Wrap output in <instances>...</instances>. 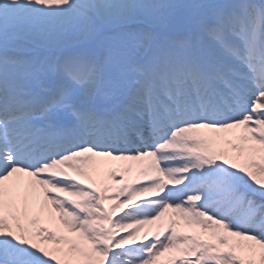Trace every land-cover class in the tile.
I'll use <instances>...</instances> for the list:
<instances>
[{
    "label": "snow or ice",
    "instance_id": "obj_1",
    "mask_svg": "<svg viewBox=\"0 0 264 264\" xmlns=\"http://www.w3.org/2000/svg\"><path fill=\"white\" fill-rule=\"evenodd\" d=\"M0 264H264V0H0Z\"/></svg>",
    "mask_w": 264,
    "mask_h": 264
},
{
    "label": "bare ground",
    "instance_id": "obj_2",
    "mask_svg": "<svg viewBox=\"0 0 264 264\" xmlns=\"http://www.w3.org/2000/svg\"><path fill=\"white\" fill-rule=\"evenodd\" d=\"M147 227H148V226H146V228L144 229L145 231L147 230ZM161 259H163V258H161Z\"/></svg>",
    "mask_w": 264,
    "mask_h": 264
}]
</instances>
